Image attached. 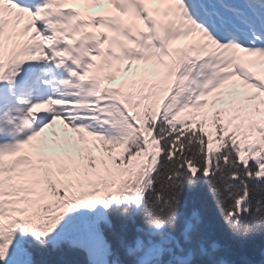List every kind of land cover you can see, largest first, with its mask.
Segmentation results:
<instances>
[{"label":"snow or ice","instance_id":"6c2138e0","mask_svg":"<svg viewBox=\"0 0 264 264\" xmlns=\"http://www.w3.org/2000/svg\"><path fill=\"white\" fill-rule=\"evenodd\" d=\"M0 264H264V0H0Z\"/></svg>","mask_w":264,"mask_h":264}]
</instances>
